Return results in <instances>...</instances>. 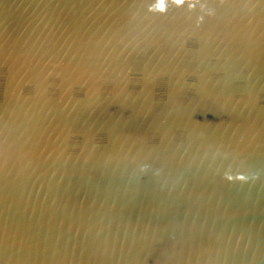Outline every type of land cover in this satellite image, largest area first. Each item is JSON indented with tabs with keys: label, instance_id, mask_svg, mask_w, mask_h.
Listing matches in <instances>:
<instances>
[{
	"label": "water",
	"instance_id": "water-1",
	"mask_svg": "<svg viewBox=\"0 0 264 264\" xmlns=\"http://www.w3.org/2000/svg\"><path fill=\"white\" fill-rule=\"evenodd\" d=\"M0 264H264V0H0Z\"/></svg>",
	"mask_w": 264,
	"mask_h": 264
},
{
	"label": "clouds",
	"instance_id": "clouds-1",
	"mask_svg": "<svg viewBox=\"0 0 264 264\" xmlns=\"http://www.w3.org/2000/svg\"><path fill=\"white\" fill-rule=\"evenodd\" d=\"M181 0H176V3H180ZM161 7L163 8V3H161Z\"/></svg>",
	"mask_w": 264,
	"mask_h": 264
}]
</instances>
